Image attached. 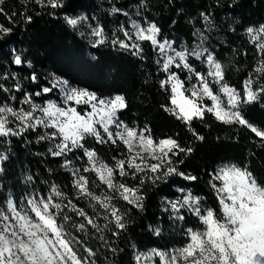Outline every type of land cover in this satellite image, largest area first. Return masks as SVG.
<instances>
[{
	"label": "trees",
	"instance_id": "16d2710c",
	"mask_svg": "<svg viewBox=\"0 0 264 264\" xmlns=\"http://www.w3.org/2000/svg\"><path fill=\"white\" fill-rule=\"evenodd\" d=\"M62 5L54 9L46 0L44 6L36 0H0L3 10L0 25L11 28L9 34L0 38V85H3L0 105L28 110L29 105L22 103L26 95H31L40 105L49 100L60 102L58 89L35 96L44 86H51L53 76L100 96L123 95L127 107L118 113L119 120L138 129L147 126L154 139L172 137L182 147H191L190 154L177 158L183 160L179 170L198 179L189 181L171 176L156 184L147 182L142 189L145 195L142 210L118 200L128 216L126 228L119 229L75 187L71 169L84 171L88 160L83 149L52 156L49 148L53 147V141L39 140L43 128L38 127L19 136L0 138V153L6 157L0 160V207L11 198L18 207L28 209L29 198L46 199L52 195L53 203L61 205L58 223L63 224L87 251L91 250L95 264H135L136 251L181 247L189 240L188 229L203 228L199 218L189 209L179 210L183 219H178L171 209L170 199L182 198L184 194L180 189L201 197L202 210L211 208L222 215L216 193L209 184L219 167L225 164L247 166L257 182L264 186V146H261L260 137L246 126L224 124L206 113L202 120L194 119L191 123L195 132L204 137L196 139L185 122L162 107L171 106V93L170 87L166 90L160 86L167 73L157 64V60L163 62L159 48H154L150 42H141L143 51L135 55V49L112 44L117 37L129 44L133 42L119 30L121 25L131 32L132 21L142 26L155 23L160 29L158 38L171 42L177 50L186 47L191 51L197 45L206 48L223 65L225 81L243 94V84L249 75L254 79L259 75L253 71L262 58L255 47L258 41L251 40L247 29L264 25V0H62ZM114 8L120 11L113 12ZM202 13L209 17L210 24ZM29 16L31 20L27 19ZM65 16H86L88 20L73 28L66 23ZM97 22L107 37L103 44L95 43L98 37L91 35L88 26L95 27ZM194 34H202L205 39ZM16 54L22 55L24 63L16 65L13 62ZM206 56L207 53L199 59L189 58L201 73L208 70ZM171 70L186 80L187 71L173 66ZM33 73L36 81L31 79ZM261 85H264V77L256 81L254 90ZM5 88L8 91H4ZM217 88L218 85L213 84V89ZM241 111L245 119L264 131V94H259L257 101L242 105ZM84 143L110 165L115 163L113 157L124 158L127 151L120 141L100 144L90 138ZM66 160L71 161L68 167L63 166ZM84 175L90 184L99 185L94 174L84 171ZM123 180L129 185L139 183L138 179L130 177ZM213 183L219 186L221 182ZM53 186L64 195L55 196ZM72 205L83 209L86 217L78 215ZM52 211L57 210L53 208ZM65 216L70 219L64 220ZM88 219L100 230L89 224ZM79 224L85 225L83 231L78 228Z\"/></svg>",
	"mask_w": 264,
	"mask_h": 264
},
{
	"label": "snow or ice",
	"instance_id": "6c2138e0",
	"mask_svg": "<svg viewBox=\"0 0 264 264\" xmlns=\"http://www.w3.org/2000/svg\"><path fill=\"white\" fill-rule=\"evenodd\" d=\"M36 2L41 6L45 5V0ZM46 3L54 9L63 6L62 0H46ZM2 11L0 9V12ZM112 11L120 10L114 8ZM201 15L205 20H209L204 13ZM27 19L31 20V17ZM64 19L73 28L88 20L86 16H65ZM88 26L91 28V35L100 38L95 43L103 44L107 39L104 36V28L99 22L95 27L91 24ZM131 28V32L123 25L119 29L127 40L133 41L131 44L119 37L113 39L112 44H119L124 49H135L133 53L135 55L143 51L141 42L147 41L154 48H159V55L164 59L162 64L157 60V64L161 65L164 73H167L166 78L160 81V86L166 90L170 87L171 93L169 97L171 106L162 107L178 120L185 122L196 139L203 140L204 137L191 127L192 121L202 120L206 113H210L224 124L246 126L261 138V146H264V131L245 119L241 111L242 105L251 104L259 99V94H264V85L255 90L253 88L256 81L264 77V25L247 29L251 40L258 41L255 47L262 58L253 70L259 75L256 79L252 74L249 75L243 84V94L225 81L223 65L206 48L197 45L191 51L186 47L178 51L172 47L171 42L167 40L161 42L157 39L160 29L155 23L142 26L137 21H132ZM10 32L11 28L0 25V38ZM194 35H199L201 40L205 39L202 34ZM205 53L208 70L201 73L192 66L189 58L195 56L199 59ZM13 62L16 65L24 63L22 55L16 54ZM27 63L31 66L30 61ZM173 65L177 69L187 70L190 87L186 88L185 80H181L178 73L171 70ZM194 78L196 83L192 84ZM31 79L37 80L35 73ZM213 84L218 85L216 90L213 89ZM50 85L36 92L35 96L53 93L58 89L60 102L49 100L40 105L33 101L31 95H26L22 103L29 105L28 110L15 109L8 105L0 106V138L19 136L28 130L35 131L38 127L50 129L51 131L40 135L38 139L53 141V147L49 148V152L56 157L73 149L84 148L85 138L89 136L94 137L100 144L108 142L116 144L120 141L127 151L124 158L113 157L115 161L113 165L100 159L95 150L84 148V154L91 165L84 171L95 172L99 181L115 195H96L90 191L88 178L83 175L75 180V187L79 189L80 194L99 202L101 207L110 211L117 228H126L127 213L117 208L112 203L113 199L119 198L128 205L142 210L145 199L142 189L147 182L156 184L157 181H166L171 176L183 177L189 181L198 179L179 170V164H182L183 160L177 158L181 154H190L193 151L191 147H182L179 141L172 137L156 140L147 126L138 129L119 120L118 113L127 107L123 95L100 98L88 89L71 87L67 80L56 76H53ZM0 88H3V85H0ZM16 88L20 90V85L17 84ZM4 91L8 89L5 88ZM205 98L211 101L210 105L204 103ZM78 106L82 107L78 110ZM37 111L40 115H36ZM10 117L19 122L16 127L11 126L13 120ZM57 137L60 138L59 143H55ZM5 158L0 155V160ZM70 164L71 161L66 160L63 166L68 167ZM117 174L125 179L129 177L133 180L138 179L139 183L129 185L119 181L116 179ZM213 181L221 183L217 186ZM209 184L216 193L222 215L211 208L202 210L201 197L194 196L191 191L185 192L184 189H180L184 194L182 198L169 202L171 209L178 219H183L179 215L180 209H189L199 218L203 228L188 229L189 240L183 247L171 253L155 250L153 253L160 257L162 264H264V186L257 182L247 166L240 167L237 164L219 167L212 174ZM52 193L58 197L64 195L55 186ZM27 203L29 205L27 210L23 208L18 210L17 205L8 200L7 208L14 222L10 221L9 215H6L3 209H0V218L9 221L0 228V264H88V258L79 256L74 250L73 241L65 233L64 225L58 223L57 216L60 214L61 205L53 203V196L49 195L46 199L31 197ZM72 207L78 215L86 217L83 209H77L75 205ZM53 208L57 211L53 212ZM63 219L70 218L65 216ZM88 223L93 224V221L88 219ZM93 227L100 230L95 224ZM78 228L83 231L85 225L79 224ZM88 251L91 253L90 249ZM145 258L150 259V255ZM136 259L139 262L141 256H137Z\"/></svg>",
	"mask_w": 264,
	"mask_h": 264
},
{
	"label": "rangeland",
	"instance_id": "374dc122",
	"mask_svg": "<svg viewBox=\"0 0 264 264\" xmlns=\"http://www.w3.org/2000/svg\"><path fill=\"white\" fill-rule=\"evenodd\" d=\"M98 39H100V38L98 37ZM157 39L160 40L161 42L164 40V39H162V38L159 39L158 37H157ZM176 50H177V49H176ZM178 51H179V50H178ZM169 54H171V53H169ZM163 59H164V58H163ZM173 67H175V65H173ZM181 69H182V68H181ZM182 70L184 71V69H182ZM185 71H187V70H185ZM180 79H181V78H180ZM181 80H182V79H181ZM191 83H192V84L196 83L195 78L191 81ZM70 86H71V85H70ZM44 87H46V86H44ZM71 87H73V86H71ZM185 87H186V88H187V87H190V83L187 81V78H186V80H185ZM77 88H79V87H77ZM58 91H59V90H58ZM90 92H94V91H90ZM94 93H95V92H94ZM185 94H186V95H190V93H185ZM96 95H97L98 97H100V98H111V97H114V96H116V95H118V94H109V95H106V96H100V95H98V94L96 93ZM204 103L210 105V104H211V101L208 100L207 98H205ZM0 106H4V105H0ZM10 107H11V106H10ZM80 107H82V106H78V110L80 109ZM36 115H40L39 111H37ZM10 119L13 120V123L11 124V126H12V127H16V124L19 123V122H18V121H15L14 118H11V117H10ZM112 127H113V129H114V126H112ZM42 128H43V127H42ZM49 131H51V130H50V129H45V128H43L42 134L44 135L45 132H49ZM101 131H102V129H101ZM90 138L93 139L94 137L89 136V137H86L85 139L90 140ZM59 139H60V138L57 137L56 140H55V143H59ZM156 140H159V139H156ZM84 148L92 149V148H90L89 146H86L85 143H84ZM84 148H82L83 151H84ZM93 150H94V149H93ZM0 155H1V153H0ZM97 155H98V154H97ZM86 157H87V156H86ZM98 157L101 159V157H100L99 155H98ZM87 160H88V157H87ZM103 161H104V160H103ZM104 162H105V161H104ZM105 163H107V162H105ZM108 164H109V162H108ZM109 165H110V164H109ZM86 167H91V165L89 164V161L87 162ZM86 167H85V168H86ZM85 168H84V169H85ZM71 172H72V175H73L74 183H75V180L78 179V177H79L80 175H83V176L87 177L86 175H84V171L81 170V169L77 171V169H73V168H72V169H71ZM89 172H91V171H89ZM74 173H75V174H74ZM91 173L95 175L97 185H98V184H99V185L95 187V185H92V184L89 183V184H88V187H89L90 191L94 192V193H95L96 195H98V196H104V195H115V193H113L111 190H109V189L107 188L106 185L102 184V183L99 181V179H98V177L96 176L95 172H91ZM116 179L119 180V181L124 182L123 178H121L118 174H117V176H116ZM125 183H126V182H125ZM76 189H78V188H76ZM78 190H79V189H78ZM79 192H80V191H79ZM84 196H85V198H88V199L91 201L93 207H94L98 212H100L101 215L107 217V219L112 220V221L114 222V218L111 216V213H110V211H109L108 209H105V208L101 207V205H100L99 202H97V201H95V200H92L90 197H88V196H86V195H84ZM182 196H183V194H182ZM182 196H181V197H182ZM34 197H35V196H34ZM35 198H36V197H35ZM40 198H41V197H38L37 199H40ZM9 200H12V199L10 198ZM118 200H120V199H119V198H117V199H113L112 203L115 204L116 207L119 208L122 212H126V213H127V211L124 210V208H122V207L119 205ZM175 200H177V199H170V201H175ZM7 202H8V200H7ZM7 202H6L2 207H0V209H3L4 213H5L6 215H9V217H10V221H12L11 213L8 211V208H7ZM126 203H127V202H126ZM17 209L20 210V209H22V208H20V207L17 206ZM24 209L27 210L26 208H24ZM29 214H30V215H34V214H32V213H29ZM127 220H128V216L126 215V216H125V221H127ZM12 222H14V221H12ZM5 223H9V221H3L2 218H0V228H2V227H3V224H5ZM114 223H115V222H114ZM195 230H202V229H195ZM64 231H65V233H67L68 238H70V239L73 241L74 250L77 251V254H78L79 256H81V257H87V258H88V264H95L94 261L91 259L90 253L86 250V247L81 246V245L79 244V242L74 238V236H73L70 232L66 231L65 229H64ZM187 242H188V241H187ZM183 246H184V245H181V247H183ZM181 247H172V248H169L168 250H162V249H159V248H157V247H153V248L148 249V250H143V251H142V250H139V251H136L135 254H134L135 264H162V262H161V260H160V257H159V256H156V255L153 253V250L158 251V252L171 253L173 250L178 249V248H181ZM141 254H143V255H141ZM149 255H150V259H146L145 257H147V256H149ZM137 256H141V259H140L139 262H138L137 259H136Z\"/></svg>",
	"mask_w": 264,
	"mask_h": 264
}]
</instances>
